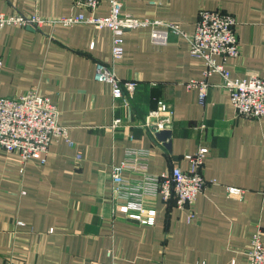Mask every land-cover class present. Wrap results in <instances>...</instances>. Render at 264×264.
<instances>
[{"label":"crops","instance_id":"crops-1","mask_svg":"<svg viewBox=\"0 0 264 264\" xmlns=\"http://www.w3.org/2000/svg\"><path fill=\"white\" fill-rule=\"evenodd\" d=\"M118 1L124 15L172 23L186 34L193 33L201 10L233 16L238 57L216 62L232 79H264V0ZM78 12L72 0H0L5 15L59 19ZM108 13L105 0L95 11H83L87 17ZM111 42L108 29L84 24L0 28V97L35 91L49 99L71 141H53L46 156L26 164L0 147V264H248L255 233L264 245V118L236 117L217 74L207 78L201 105L186 85L203 79L202 61L190 56L183 37L152 43L150 28L122 35L123 56L114 72L137 83L133 94L124 92L125 105L93 78L95 63H111ZM158 101L174 112L164 142L143 126ZM127 148L153 150V181L173 165L184 169L185 155L206 148L201 173L215 183L178 209L174 199L162 202L156 182L126 173L116 200L111 168ZM226 187L244 193L230 197ZM126 200L154 209V225L129 220Z\"/></svg>","mask_w":264,"mask_h":264},{"label":"built area","instance_id":"built-area-1","mask_svg":"<svg viewBox=\"0 0 264 264\" xmlns=\"http://www.w3.org/2000/svg\"><path fill=\"white\" fill-rule=\"evenodd\" d=\"M103 0H72V6L79 12L76 15L59 18L45 19L36 15L25 16L14 13L11 15L0 14V28L5 26L27 27L40 30L44 25L72 27L74 25H90L98 29H108L112 33L111 63H95L94 80L105 83L111 88V95L115 100H123L124 92L131 95L136 88L135 81H121L114 72V66L123 56L122 35L136 29L150 28V40L154 44L163 45L169 35L183 37L189 45V54L192 58L202 61L204 70L201 81H190L188 89L197 91L198 100L204 104L210 84L207 78L213 74L221 77V86L229 93L230 102L236 117L251 120L264 118V79L257 75H250L245 80L231 78L222 64L216 58L226 61L236 58L239 54L237 45L235 18L221 10H201L192 34L184 33L177 25L159 20H142L121 13L122 5L118 0H105L109 5V13L105 17L85 16L83 11H95ZM150 4L156 2L148 0ZM3 60L0 58V71ZM174 112L164 101H158L156 108L144 118L143 126L148 134L156 139L161 132L171 128ZM120 120L116 119L114 127L119 126ZM201 127H204L201 125ZM64 140L69 145L68 129L57 123V111L49 99L39 96L35 91H28L18 97H0V147L6 153L19 155L22 164L30 162L39 154L47 155L53 141ZM159 145L161 143L159 142ZM151 149L127 148L123 153L122 161L113 165L110 178L112 191L118 200L126 184L124 174L139 175L143 181H153L149 175ZM209 153L206 148H199L193 155H185L182 160L184 169L173 165L167 172L154 178L157 192L162 202L167 203L174 199L178 209H185L192 205L197 196L215 181L203 178L201 170L203 162ZM80 155L76 156V160ZM45 159L42 160L44 162ZM230 197H241L242 189L226 187ZM124 213L131 221L143 226H153L156 211L147 208L141 200H126L122 205ZM248 264H264V245L260 234L255 233L251 238V247L247 252Z\"/></svg>","mask_w":264,"mask_h":264},{"label":"water","instance_id":"water-1","mask_svg":"<svg viewBox=\"0 0 264 264\" xmlns=\"http://www.w3.org/2000/svg\"><path fill=\"white\" fill-rule=\"evenodd\" d=\"M170 136V132L169 131H164V132H161L157 135V139L164 142L166 141V139H168ZM167 148H169V145H166Z\"/></svg>","mask_w":264,"mask_h":264}]
</instances>
